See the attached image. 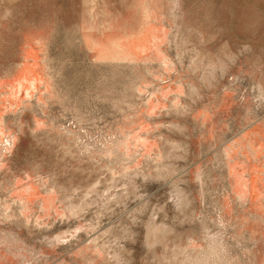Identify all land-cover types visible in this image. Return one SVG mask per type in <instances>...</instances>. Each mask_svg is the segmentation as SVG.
<instances>
[{"label":"rangeland","instance_id":"obj_1","mask_svg":"<svg viewBox=\"0 0 264 264\" xmlns=\"http://www.w3.org/2000/svg\"><path fill=\"white\" fill-rule=\"evenodd\" d=\"M0 264H264V0H0Z\"/></svg>","mask_w":264,"mask_h":264}]
</instances>
